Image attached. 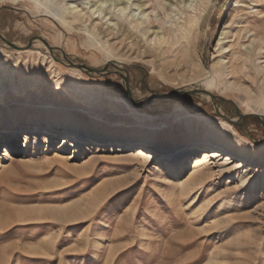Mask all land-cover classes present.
<instances>
[{"label":"rangeland","instance_id":"rangeland-1","mask_svg":"<svg viewBox=\"0 0 264 264\" xmlns=\"http://www.w3.org/2000/svg\"><path fill=\"white\" fill-rule=\"evenodd\" d=\"M168 1L185 9L183 0ZM213 1L198 48L187 51L201 70L193 77L190 66L176 68L183 60L180 52L155 59L119 40L107 42V37L91 38L85 30L71 31L29 1L1 0L0 31L23 47L9 46L0 37V80L7 88L0 97V113L15 112L27 119L31 113L51 111L87 125L112 120L137 126L141 120L163 130L172 126L176 130L183 120L200 126L230 123L236 136L264 153V127L253 114L257 104L223 83L216 86L202 79L207 74L202 64L210 69L217 34L234 2ZM169 10L152 15V28L162 26L167 36ZM240 15L249 16L244 27L260 31L258 39L264 37V0H248ZM241 23L232 26L234 35L230 33L234 49L251 42ZM107 43L121 60L116 67L129 77L135 102L124 79L108 63ZM70 61L107 69L102 75L88 74ZM80 85L85 88L82 95L76 92ZM263 85L264 74L255 86L260 93ZM176 89L207 91L223 113L237 121L223 117L215 102L200 93L148 100L152 91ZM86 96L93 100L87 102ZM238 114L244 116L240 119ZM22 125L15 148L0 137V264H264V190L242 189L228 175L196 179L187 190L205 165L186 167L182 177L172 181L170 170L161 174L156 169L166 155L148 162L128 159L109 150L118 141L113 137L105 142L106 150L72 159L71 150L60 149L68 130L56 133L58 129L41 122ZM33 126L48 128L33 131L40 137L49 135L50 142L37 140V149L29 147L23 153L27 130ZM182 146H188L183 151L204 150L185 142L169 151H155L173 157ZM6 151L12 156L5 157ZM256 166L264 169L263 163L250 165Z\"/></svg>","mask_w":264,"mask_h":264},{"label":"bare ground","instance_id":"bare-ground-1","mask_svg":"<svg viewBox=\"0 0 264 264\" xmlns=\"http://www.w3.org/2000/svg\"><path fill=\"white\" fill-rule=\"evenodd\" d=\"M19 1L34 3L38 11H44L43 15L54 18L71 31L81 32L85 30L91 38L92 36L107 37V42H109V39L119 40L124 47L130 44L132 49L134 48L146 56L153 55L155 59H164L166 56H172L176 52H180L183 60L176 65L177 69L188 65L191 68L193 77L198 76L201 72L199 65L194 62V56H189L187 51L198 48L202 27L208 21L214 6L213 0H183L184 10L177 9L178 3H172L168 0ZM234 2L227 14V20L217 34L210 69L202 64L203 70L207 73L202 79L207 80L211 85L217 86L223 83L225 86L237 90V92L244 93L248 102H254L253 104H257L259 107L257 111H253V114L264 115V85L261 93L255 87L258 84L259 77L264 74V37L258 39L257 34L260 31L252 32L251 29L244 27L249 16L240 15V11L245 10L248 0H234ZM167 9H170L168 12L170 18L168 36L162 26L152 28L154 23L152 15L160 16L161 11ZM240 20H242L243 25ZM239 23L243 27L242 30L246 28L245 37H249L251 42L248 44L241 43L234 49L229 44L231 42L230 33L234 35L232 26ZM147 29H149L150 34H148ZM176 30L177 33H175ZM39 41L41 40L39 39L37 42ZM107 44V60L112 63L113 67H116V64L120 63L121 60L116 56L113 47L109 43ZM142 47L144 48L142 49ZM231 52L232 57L230 58L229 54ZM49 58H51V61L54 60L51 55H49ZM77 70L80 72L79 69ZM119 70L121 73L124 72L123 68ZM74 86L71 85V89ZM130 87H132L131 83ZM12 89L15 92L18 91L17 87ZM76 92L78 95L84 94L85 88L83 85L78 86ZM6 93V85L0 80V97L4 98ZM201 95L212 99L211 94L208 92ZM85 99L87 102L93 100L91 96H86ZM216 104L223 117L229 118V121H237L238 118L228 117L223 113L219 104ZM27 121L51 124L53 128L58 129V131H54L56 133L68 130L61 140L60 149L62 152L71 150L73 155L70 158L72 159L82 154H95L106 150L105 142L114 137L118 141H115L113 148L109 150H116L117 154L128 159L148 162L151 161L150 159H159V156L166 155L165 158H160L161 162L157 163L156 169L161 171V174L167 169L170 170L172 181L181 178L186 167L196 169L205 165L204 169L196 171L191 182L187 185L191 189L186 188L187 190H192V183L195 184L196 179L203 180L208 176L223 175H228L237 180L242 189L252 186L255 189L258 188V191L264 190V169L258 171L257 166L256 168H254L255 166L250 167L251 164L263 163L264 165V153L260 147L249 143L241 136H236V131L230 123L223 125L222 123L210 121L200 126V124H193L194 121L192 123V121L183 120L182 125H178L176 130L173 126H167L168 128L163 130L162 127L158 128L155 123L147 121L142 123L141 120L137 126L117 123L112 120L87 125L61 116L57 112L31 113L27 119H24V116L18 113L10 112L8 114L0 113V137L3 138L1 141L9 142V147L15 148V143L24 131V127H22L24 125L22 124ZM34 128L35 130L48 129H41L36 126L30 127L27 130V145L23 153L29 147H33L34 150L37 149L40 146L37 140L44 139L46 142H50L49 135L44 134L40 137L33 131ZM86 136L90 138L88 142H85ZM30 140L33 142H30ZM185 142L196 143L197 147L202 145L204 150L197 153L190 147L189 151H183L188 146H182V148L175 150L173 157H168L172 153L163 154L162 151L160 153L155 151V149H167L169 151ZM202 142L204 143L202 144ZM45 147L48 148V146ZM8 155L10 153L6 151L4 156ZM181 188L184 189L182 186ZM187 193L189 194V191Z\"/></svg>","mask_w":264,"mask_h":264},{"label":"water","instance_id":"water-1","mask_svg":"<svg viewBox=\"0 0 264 264\" xmlns=\"http://www.w3.org/2000/svg\"><path fill=\"white\" fill-rule=\"evenodd\" d=\"M0 37L9 46H12V47H15V48H22L23 47V46H18V45H16L13 42L8 41L5 38V36L1 33V31H0ZM40 39H42V38H40ZM46 45H48L49 46V49L51 51H53L54 48L52 46H50L48 43H46ZM27 47H30V45L27 46ZM63 57L68 60L67 55L65 53H63ZM70 63L73 66H76V67L80 68L81 70L85 71L88 74H90V73H96V74L102 75V74H104L106 72V69H107V65L105 67L101 68V69H95V68H92V67L87 66L84 63H74L72 61H70ZM109 64H112V63H109ZM114 68L117 70V73H119L121 75V77L124 79L125 84H126L127 93L132 98V100L135 102L136 99L132 96V91H131V87H130L129 77L127 75L121 73V71L117 67H114ZM187 93H192V94L200 93V94H202V93H207V92L206 91H202L200 89H190V90L176 89V90H173V91L167 92V93H161V92L152 91L151 92V95L148 97V100L150 101V100H152L154 98L155 99H161V100L171 99V98L175 97L176 95H184V94H187ZM211 98L215 102V106H216L217 105L216 104L217 103L216 102V97L214 95H211ZM238 115H239L240 119L244 116L242 114H238ZM254 115L259 118L262 126L264 127V119L261 116L257 115V114H254Z\"/></svg>","mask_w":264,"mask_h":264},{"label":"snow or ice","instance_id":"snow-or-ice-1","mask_svg":"<svg viewBox=\"0 0 264 264\" xmlns=\"http://www.w3.org/2000/svg\"><path fill=\"white\" fill-rule=\"evenodd\" d=\"M164 211H166L167 209L165 208V209H163Z\"/></svg>","mask_w":264,"mask_h":264}]
</instances>
